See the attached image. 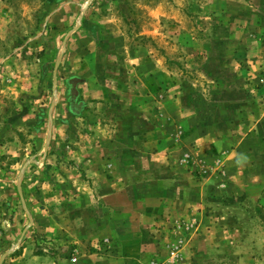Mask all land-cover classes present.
<instances>
[{"label": "rangeland", "instance_id": "1", "mask_svg": "<svg viewBox=\"0 0 264 264\" xmlns=\"http://www.w3.org/2000/svg\"><path fill=\"white\" fill-rule=\"evenodd\" d=\"M87 2L0 0V264H264V0ZM139 126L196 223L120 185Z\"/></svg>", "mask_w": 264, "mask_h": 264}, {"label": "crops", "instance_id": "2", "mask_svg": "<svg viewBox=\"0 0 264 264\" xmlns=\"http://www.w3.org/2000/svg\"><path fill=\"white\" fill-rule=\"evenodd\" d=\"M86 61L88 59L86 58ZM56 63V61H55ZM55 69V65H54ZM56 77V76H55ZM56 82V81H55ZM64 90V89H63ZM64 91L61 90V95H63ZM90 92V91H89ZM95 92V91H91ZM97 92V91H96ZM65 95V94H64ZM61 101V100H60ZM65 99L59 103V106H66ZM55 109L53 114H55ZM56 118V117H54ZM54 118L52 119V122H54ZM63 117L61 116L60 120ZM131 122L132 119H135V117L130 114V117L128 118ZM65 120V121H64ZM63 123H65L66 126H68V120L66 118L62 119L61 123L59 124V129L63 128ZM49 131V129H47ZM124 131L120 132L118 131L119 135L116 136V140L122 138L125 136L127 147H119L118 145H115L113 147L112 144H109L108 142L103 143V145H107L108 151L111 150L113 152H123V162L119 161L118 169L122 170L124 173V176H122V179H120V185L125 186L126 194L130 199L132 197L137 196L135 193L140 192V194L144 197V200L147 202V209L148 214L144 218H148L150 220L153 217H160L161 214H163L164 211V205H170V207L174 210L172 211L175 215L174 217L178 218H185L186 220L191 219L194 221L199 220V213L194 210L193 207H190L189 202H185L184 200H177L174 196V192L177 191V189L174 187H178L179 185H182V183H179L178 181H175L173 184L165 183L164 182V172L167 169V164L165 165V161L163 160L165 156V150L163 147V144H159L156 142L155 139V147L150 152V155L148 159H151L153 161L150 162L148 159H146V156L148 155L149 146H153V143L150 145L147 143L148 139H145L144 135H141V128L139 126V133L137 132V128L129 127L127 129H123ZM49 135H47V138L50 136V131L48 132ZM70 133H67V136L65 138H69ZM65 135V134H64ZM52 138V136H51ZM63 140V136L61 137V141ZM115 140V141H116ZM49 145V144H48ZM124 146V145H123ZM121 154V153H120ZM116 157H120L116 154ZM123 179H125L123 181ZM187 187V192L190 195V193L194 190V188ZM173 186V187H171ZM161 187L160 190H158ZM164 187H171V188H164ZM157 188V189H155ZM166 198V201L164 200ZM172 205V206H171ZM136 217V216H135ZM143 217V216H142ZM114 218V217H113ZM135 219L132 216L129 218V225H134ZM96 220V219H95ZM100 220V218H99ZM99 220H92L90 222V228L91 231L88 230L86 233L85 230L87 229L86 226L89 225V223H85L82 225L83 229H80V237L78 240V251L84 250L85 243L82 242L81 236L85 235L86 238L89 240H96L99 238V232H100V224ZM138 222V221H137ZM196 223V222H194ZM214 227V226H213ZM200 228V226H199ZM219 230H216L214 228H210L209 230V220L205 221L204 225H202L201 230L204 232V235L209 236V233L219 232ZM203 234V233H202ZM85 239V238H83ZM88 242V241H87ZM206 245H204L205 251H215L216 246H220L222 243H210L207 241H204ZM209 244V245H208ZM141 249V247H139ZM209 251V252H210ZM209 254V253H208ZM198 257H194L193 264H198ZM19 260H22L19 257ZM209 260L213 262V264H220L217 263L216 260L209 258V256L204 257L205 264H209ZM103 260H98L93 256L87 257L84 254L77 253V256L71 259H65V258H56L52 256H44L40 257L38 255H33L32 258L29 260V264H111L112 262L102 263Z\"/></svg>", "mask_w": 264, "mask_h": 264}, {"label": "water", "instance_id": "3", "mask_svg": "<svg viewBox=\"0 0 264 264\" xmlns=\"http://www.w3.org/2000/svg\"><path fill=\"white\" fill-rule=\"evenodd\" d=\"M90 1H91V0H88L87 4H89ZM60 58H61V57L59 56V57L56 59L54 74H55V72H56L57 67L59 66ZM48 143H49V137L47 138L46 145H48Z\"/></svg>", "mask_w": 264, "mask_h": 264}]
</instances>
